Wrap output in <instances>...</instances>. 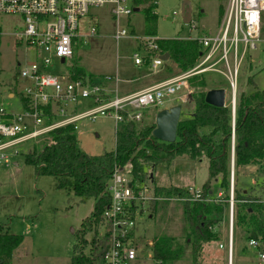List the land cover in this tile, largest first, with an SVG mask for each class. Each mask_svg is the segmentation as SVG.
Instances as JSON below:
<instances>
[{
	"label": "rangeland",
	"instance_id": "rangeland-1",
	"mask_svg": "<svg viewBox=\"0 0 264 264\" xmlns=\"http://www.w3.org/2000/svg\"><path fill=\"white\" fill-rule=\"evenodd\" d=\"M158 5H142L139 12L130 17L114 19L108 8L94 9L82 19L79 24V35L75 47L74 64L84 68L94 81L101 84L105 91L112 93L114 98L118 86V93L123 95L126 89L142 86L144 82L118 83L116 79L134 80L147 69L134 65L132 56L138 50L137 41L121 39L116 41L117 30H126L139 36L156 34L160 39H196L203 36H215L219 33L228 0H190L193 7V21L184 23L181 10L184 0H158ZM143 4L144 2H137ZM141 8V6H139ZM148 9L153 21L148 20ZM263 31L257 50L250 51L245 65L238 77L237 99L242 93L249 94L253 88L248 79L253 78L257 87L264 92V12L262 13ZM2 35L0 39V108L6 112L21 113L23 111L20 98L9 93L21 90L25 79L20 74L25 65L34 60V51L25 44L17 43L12 34L16 30H23L17 17H0ZM95 28L97 35L89 36ZM86 35L87 37H83ZM250 56L252 57L250 59ZM252 59L255 62H252ZM55 65L61 66L56 63ZM222 70L225 71L221 67ZM52 68L50 72L57 71ZM146 70V71H145ZM180 73L177 65L168 60L158 73L150 76L151 80L166 78ZM88 75V76H89ZM207 89H223L226 92V106L230 105L231 89L226 77L220 73L205 74ZM186 92L184 88L177 91L164 106L144 110V119L137 123V130L143 131L155 125L156 115L160 110L176 106L179 96ZM194 92L192 89L190 95ZM239 100V99H238ZM92 99L81 100L77 114L96 107ZM237 102V100H236ZM181 120L189 118L194 112L191 100L182 102ZM123 125L116 123L113 118L96 115L77 123L76 134L79 146L89 155H102L111 152L116 147L117 132ZM37 142L20 146L8 154V163L0 160V220L8 225L10 232L23 237L22 244L14 252L12 264H70L73 246L76 243L77 232L82 224L93 212L95 201L91 198L84 200L76 197L68 187H58L59 179L54 176H37L35 168L25 163L24 154ZM176 157L170 164L161 163L155 168L146 166L154 177L146 183L150 188L156 186L195 187L202 191L208 178V160L203 162L191 160L188 155ZM186 160L187 162H183ZM191 160L198 164L195 166ZM17 163V165L15 164ZM232 172V170H231ZM148 175V174H147ZM259 173L254 170H241L238 174V184L244 189L257 187ZM255 180V181H254ZM258 181V182H257ZM256 182V183H255ZM256 188V189H255ZM220 185L213 182L212 193L217 198ZM223 196V195H222ZM210 199V198H209ZM183 203L169 200L162 208L151 212L146 211L137 217L134 230L140 258L135 264H158L153 259L152 244L159 236L176 238L181 245H185V229L187 227L183 216ZM219 233L218 242L204 245L197 264H258L256 250L250 248L246 240V229L234 223L233 254L230 259L226 249L229 237L228 209L224 219L215 225ZM101 231L99 232L100 236ZM93 233L87 234L88 239L85 252L90 254ZM220 244L224 247L220 248ZM173 264H193L190 250L186 247V254L180 261Z\"/></svg>",
	"mask_w": 264,
	"mask_h": 264
},
{
	"label": "built area",
	"instance_id": "built-area-1",
	"mask_svg": "<svg viewBox=\"0 0 264 264\" xmlns=\"http://www.w3.org/2000/svg\"><path fill=\"white\" fill-rule=\"evenodd\" d=\"M158 4V0H0V17H17L24 26L23 30H16L12 34L17 43L25 44L34 51V60L21 70L24 87L9 93L10 98L15 95L20 98L23 111L6 112L0 108V160L8 163L9 152L15 150L18 154L20 146L38 142L50 132L68 125H73L76 130L79 121L98 114L113 118L121 125L129 121L139 123L144 119L145 109L164 106L182 88L186 92L179 96L178 101L186 102L192 91L188 79L211 72L224 75L229 82L234 119L240 70L250 51L257 50V44L261 41L264 0H228L223 24L217 35L187 38L200 44L202 54L197 63L188 71L138 93L112 98L101 86L102 83H97L91 76L72 77L75 47L80 37L79 24L92 10L108 8L111 16L120 20L130 17L136 9L140 11L142 5ZM1 35L0 28V39ZM96 35V29L92 28L89 36ZM114 38L116 41L128 38L137 41L138 50L132 56L134 65L147 68L149 75L158 73L167 62L162 59L166 54L159 45L162 39L156 34L139 36L123 29L117 30ZM56 63L66 67H59ZM52 68L58 70L50 72ZM83 99H92L96 107L77 114L76 110ZM262 165L263 173L258 172V176L264 183V163ZM132 169L131 164L116 165L107 186L110 204L103 213L104 221L99 226V232L101 239L108 230L110 236L102 264H135L139 260L141 252L134 230L138 215L146 211L150 202L175 200L184 203L201 197V192L192 188H189L191 197L157 196L154 187L150 188L146 183L152 174L147 171L146 181L139 182L134 179ZM221 199L222 194L214 200ZM235 205L234 174L231 173L227 244L230 259L233 253ZM249 246L257 251L258 264H264V242L251 240ZM223 247L220 244V248Z\"/></svg>",
	"mask_w": 264,
	"mask_h": 264
},
{
	"label": "trees",
	"instance_id": "trees-1",
	"mask_svg": "<svg viewBox=\"0 0 264 264\" xmlns=\"http://www.w3.org/2000/svg\"><path fill=\"white\" fill-rule=\"evenodd\" d=\"M147 11L148 20L153 21L150 9ZM159 45L180 69L179 74L169 78L191 69L202 54L197 40L166 39L161 40ZM71 73L74 79L89 75L77 65L71 68ZM248 84L253 90L249 94L242 93L237 99L233 119L230 106L220 108L206 103L209 90L204 76L189 78L188 85L194 90L189 100L195 109L189 118L180 119L174 143L155 139L152 132L156 125L139 132L137 123L129 121L117 132L113 151L89 155L80 148L74 126L68 125L50 132L35 143L32 151L24 154L25 163L35 168L37 176H54L60 180L58 187H68L82 200L91 198L95 201L91 216L77 232L70 264H102L110 230L101 239L99 226L110 204L107 186L116 165L131 164L134 179L145 182L148 169L144 164L155 168L161 163L169 164L182 155L198 161L205 157L208 160V178L202 187L200 199L183 203L187 225L185 245L171 236L156 237L152 244L153 259L158 264H173L184 258L187 247L192 263L197 264L203 246L219 241L220 235L215 231V225L224 219L228 209L233 154L235 224L246 229L248 245L251 240L264 242V183L258 178L257 192L241 188L238 184V174L243 168L264 163V92L252 77L248 79ZM259 172L263 173L262 168ZM150 179L154 181L153 176ZM213 182L220 185L222 201H215V196L211 194ZM154 189L157 196L164 198L191 197L189 188L155 185ZM166 203V200L152 201L148 207L154 212ZM9 229L0 220V264H12L14 252L23 241L21 235L11 233ZM90 233L94 236L88 254L85 252L88 243L86 236Z\"/></svg>",
	"mask_w": 264,
	"mask_h": 264
},
{
	"label": "water",
	"instance_id": "water-1",
	"mask_svg": "<svg viewBox=\"0 0 264 264\" xmlns=\"http://www.w3.org/2000/svg\"><path fill=\"white\" fill-rule=\"evenodd\" d=\"M135 12H139L138 9ZM181 15L185 24L189 25L193 21V7L190 0H184ZM162 59L168 61L169 54H165ZM64 60H62V63ZM191 96H189V99ZM205 101L215 107L226 106V92L223 89H211L207 92ZM182 105L160 110L155 119V129L152 136L164 143H174L177 139L178 125L181 119ZM234 116V115H233ZM232 174H234V154L232 155Z\"/></svg>",
	"mask_w": 264,
	"mask_h": 264
},
{
	"label": "crops",
	"instance_id": "crops-1",
	"mask_svg": "<svg viewBox=\"0 0 264 264\" xmlns=\"http://www.w3.org/2000/svg\"><path fill=\"white\" fill-rule=\"evenodd\" d=\"M167 54V53H166ZM170 60V59H169ZM254 62H255V60H254ZM253 62V63H254ZM141 68H145V67H141ZM145 69H147V68H145ZM146 71V70H145ZM148 69H147V72H146V74L145 73H143V74H141L138 78H136V79H132V80H121L120 78H118V79H116L117 80V82L118 83H122V82H124V83H133V82H135V83H138V82H144V84L142 85V86H140V87H138V86H133V88L134 89H126L125 90V92L123 93V95L122 96H126V95H131V94H135V93H138V92H140V91H142V90H144V89H146V88H148V87H150V86H152V85H154V84H156V83H158V82H161V81H163V80H166V79H168L169 77H166L165 79L163 78H159V79H157V81H156V79L155 80H151V78H150V76H152V75H149L148 74ZM214 89H219V88H214ZM115 92H116V94H117V96H120L119 95V91H118V86H116V90H115ZM110 96L112 95V93H109V92H107ZM112 97V96H111ZM113 98V97H112ZM179 103L178 104H182V102L181 101H178ZM182 111H183V107H182ZM179 157V159H181L180 158V156H178ZM174 160V159H173ZM172 160V161H173ZM203 160L204 159H202V160H200L199 161V164L200 163H202L203 162ZM189 162H191L194 166H195V171H196V169L198 168V164L197 163H195L194 164V162L193 161H191V160H188ZM183 162H187L186 160H183ZM16 165H17V163H15ZM170 164V163H169ZM263 165H251V166H247V167H245V168H243V169H245V170H249V172L251 173L252 171H253V169L254 170H257L258 172L260 171V169H261V167H262ZM258 168H259V170H258ZM257 180H258V178H257ZM255 181V180H254ZM215 183H218V182H215ZM256 183V182H255ZM162 187H170V186H162ZM177 187H180V186H177ZM189 188H192V189H196V190H200V188L199 189H197V188H195V187H192V186H189ZM212 192V191H211ZM212 195H213V193H211ZM221 193H220V190H219V192H218V195L217 196H219ZM229 235V234H228ZM227 244H228V239H227ZM227 244H226V249H227ZM255 253L256 254H258L257 253V251H255ZM233 254V253H232ZM258 256V255H257Z\"/></svg>",
	"mask_w": 264,
	"mask_h": 264
}]
</instances>
